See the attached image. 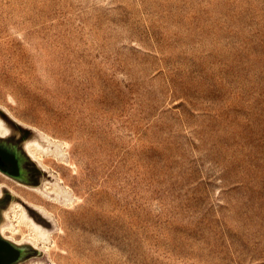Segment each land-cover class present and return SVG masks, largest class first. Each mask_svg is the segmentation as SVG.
I'll list each match as a JSON object with an SVG mask.
<instances>
[{"label": "rangeland", "instance_id": "1", "mask_svg": "<svg viewBox=\"0 0 264 264\" xmlns=\"http://www.w3.org/2000/svg\"><path fill=\"white\" fill-rule=\"evenodd\" d=\"M0 110L51 160L12 264H264V0H0Z\"/></svg>", "mask_w": 264, "mask_h": 264}, {"label": "water", "instance_id": "2", "mask_svg": "<svg viewBox=\"0 0 264 264\" xmlns=\"http://www.w3.org/2000/svg\"><path fill=\"white\" fill-rule=\"evenodd\" d=\"M0 116L6 120L11 129V132L8 136H0V147L8 151L15 149L22 157L23 166L29 170V173L26 176L27 180L29 181L28 183L32 185L39 184L42 179V173L22 148L23 141L25 139H30L34 135V132L16 123L2 110H0ZM20 179L24 180V176H21ZM10 199V191L3 187V197L0 198V208L7 206L10 202ZM0 238L4 242V244L2 242L0 245V247L2 248V250L0 251V255L3 256L6 260L15 258L16 260L14 262H16L22 258L37 254L38 250L33 248L28 243L19 245L3 238L1 234Z\"/></svg>", "mask_w": 264, "mask_h": 264}, {"label": "bare ground", "instance_id": "3", "mask_svg": "<svg viewBox=\"0 0 264 264\" xmlns=\"http://www.w3.org/2000/svg\"><path fill=\"white\" fill-rule=\"evenodd\" d=\"M10 131H11L10 126L0 117V136H6L10 133ZM25 149L27 153L30 155V157L35 162H37L38 165L43 169H46L48 165L51 163V160L49 158L43 156L41 150L46 151V149L38 141H29V142L27 141L25 143ZM3 177L2 175H0V195L3 194V187H5L10 191V193L14 197H20L25 201H32V199L37 197L35 191H32L31 189H23L21 187H15L11 183H9L6 179H4L5 177L4 178ZM30 187H32L35 190L39 189L40 191V187L37 186H30ZM14 204L16 203H13L12 207ZM17 204L16 206H18V208L20 209L19 224L26 225L31 229V231L34 233L33 235L34 240H32V242L35 243L36 246L38 241L47 239L48 233L28 215L26 209L22 205H17ZM7 217H9V214H7ZM7 229L8 230L11 229V231H14L13 227L9 226L8 223H4L2 225L1 231L4 232ZM17 232L21 233V230ZM31 264H43V262L32 261Z\"/></svg>", "mask_w": 264, "mask_h": 264}, {"label": "flooded vegetation", "instance_id": "4", "mask_svg": "<svg viewBox=\"0 0 264 264\" xmlns=\"http://www.w3.org/2000/svg\"><path fill=\"white\" fill-rule=\"evenodd\" d=\"M0 172L4 173L11 178L29 184L27 180V174L29 170L23 166V160L20 154L15 150H6L0 147ZM21 176H24V180L20 179ZM0 238V245L2 243ZM4 244V242H3ZM2 248L0 247V251ZM16 259L6 260L3 256L0 255V264H11Z\"/></svg>", "mask_w": 264, "mask_h": 264}]
</instances>
